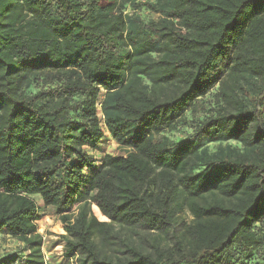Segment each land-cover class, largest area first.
<instances>
[{
    "label": "trees",
    "instance_id": "1",
    "mask_svg": "<svg viewBox=\"0 0 264 264\" xmlns=\"http://www.w3.org/2000/svg\"><path fill=\"white\" fill-rule=\"evenodd\" d=\"M34 197L66 264H264V0H0V264H44Z\"/></svg>",
    "mask_w": 264,
    "mask_h": 264
},
{
    "label": "rangeland",
    "instance_id": "2",
    "mask_svg": "<svg viewBox=\"0 0 264 264\" xmlns=\"http://www.w3.org/2000/svg\"><path fill=\"white\" fill-rule=\"evenodd\" d=\"M142 17H151L156 19L154 15L148 14L147 12H142ZM115 41H122L123 35L118 34L114 38ZM215 89L209 93L202 101L205 103V109L200 110L198 112L188 111L183 116V121L178 124L177 130L172 132L163 131L161 133L162 136L170 139L171 141L179 142L183 141L186 137L191 134L192 127L195 122L207 117L215 107V101L213 97V93H215ZM208 146L210 151H214L217 147V144L210 143L204 144ZM231 145H236L235 143H231ZM87 153L90 155L91 159L100 163L101 159L104 155H112V156H125V150L119 148L116 143L105 133L104 139L95 149H85ZM33 200L36 203L38 208L39 220L37 221V233L42 237V255L44 264H66L67 261L63 258V242L61 236L64 235L63 226L60 223V215H58L54 209L45 208L38 197H34ZM75 206L68 210L69 213L74 212ZM92 212L96 216L99 221H106V219L100 214L99 210L96 206H92ZM181 216V219L189 222L190 217L184 212ZM115 233L119 234L126 241L134 243L138 247H141L142 241H156L161 247H165L167 245H171V241L168 236H157L155 234H145L140 233L137 230H129V229H119V227L114 226ZM147 245V244H146ZM23 249L22 244L14 241L7 236L0 237V257L11 255L17 252H21Z\"/></svg>",
    "mask_w": 264,
    "mask_h": 264
},
{
    "label": "water",
    "instance_id": "3",
    "mask_svg": "<svg viewBox=\"0 0 264 264\" xmlns=\"http://www.w3.org/2000/svg\"><path fill=\"white\" fill-rule=\"evenodd\" d=\"M107 221V220H106Z\"/></svg>",
    "mask_w": 264,
    "mask_h": 264
}]
</instances>
